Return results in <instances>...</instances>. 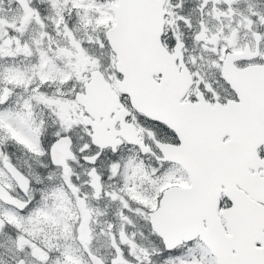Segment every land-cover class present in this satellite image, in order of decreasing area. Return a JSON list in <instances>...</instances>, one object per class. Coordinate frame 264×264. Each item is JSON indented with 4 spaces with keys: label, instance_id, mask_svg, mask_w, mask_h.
Wrapping results in <instances>:
<instances>
[{
    "label": "snow or ice",
    "instance_id": "1",
    "mask_svg": "<svg viewBox=\"0 0 264 264\" xmlns=\"http://www.w3.org/2000/svg\"><path fill=\"white\" fill-rule=\"evenodd\" d=\"M0 264H264V0H0Z\"/></svg>",
    "mask_w": 264,
    "mask_h": 264
}]
</instances>
